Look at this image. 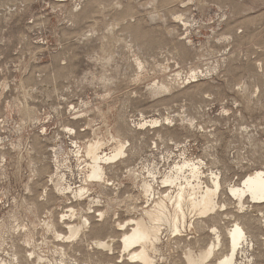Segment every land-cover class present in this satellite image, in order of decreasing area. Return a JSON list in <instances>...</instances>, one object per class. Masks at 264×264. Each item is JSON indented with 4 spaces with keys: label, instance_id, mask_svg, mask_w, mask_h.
I'll return each mask as SVG.
<instances>
[{
    "label": "rangeland",
    "instance_id": "1",
    "mask_svg": "<svg viewBox=\"0 0 264 264\" xmlns=\"http://www.w3.org/2000/svg\"><path fill=\"white\" fill-rule=\"evenodd\" d=\"M95 143L101 156L124 146L104 181L87 177ZM253 172L264 0H0V264H126L122 234L140 218L151 230L168 175L216 197L182 234L161 225L151 264H216L237 223L234 264H264V204L243 186ZM84 219L68 240L62 222Z\"/></svg>",
    "mask_w": 264,
    "mask_h": 264
},
{
    "label": "bare ground",
    "instance_id": "2",
    "mask_svg": "<svg viewBox=\"0 0 264 264\" xmlns=\"http://www.w3.org/2000/svg\"><path fill=\"white\" fill-rule=\"evenodd\" d=\"M123 149H124V146L122 144H118L117 146L113 148V152L111 153L110 156H106V155L101 156L99 155V152H98L99 151L98 143L89 144L86 148V152L89 157V166H88L89 175L87 176L88 179L95 180V181L96 180L104 181L105 164L108 162L114 161L116 158L122 156L124 153ZM193 178L195 177L192 176V179ZM193 182H195V180H193ZM162 183L172 186L174 191L169 192V193L167 192L166 195H163L162 199L154 204V208H156L157 210H154V212H150L146 214L153 222L151 230L145 227L143 220L140 218L137 220H133V227L131 226V229L129 231L124 232L122 234L121 244L123 246V249H125L126 251H129L128 256L130 257V260H131V261L126 262V264H151L152 263L153 261L152 256L154 255L151 256V254L156 251V244L158 245V241H159V233H161V227H162L161 225L164 224L168 226L169 230L168 229L167 230L168 232L170 231V233H179V234L181 233L182 234V230H184L187 224L186 222L187 216H191L192 218L196 216V218L197 217L200 218L202 216L207 215V213L213 209L212 196H215V192L209 189H206L202 193V195H199L198 187L196 184L193 185L191 183H188L187 186H182L181 182L178 181V178L172 175L163 177ZM212 184L215 188H219V181L217 180V178L214 181H212ZM243 186L246 187V189L248 190L250 194V197L254 201H256V204H264V174H262L261 172L259 173L253 172L252 174H249L247 178L244 180ZM142 188L146 196L150 195L149 194L151 193L150 184L146 183L145 185H143ZM84 191L87 192L85 188H80L76 190L75 196L76 195L79 197L82 196ZM164 192L165 191H163L162 193ZM154 194L156 195V193ZM169 207H171L174 211V214L172 213L173 214L172 216L170 215ZM88 222L89 221L87 219H84L81 225L76 226L75 224L76 228L71 226V224L62 222L63 224L67 226L66 228L68 231L67 239L70 240L74 238L75 236H77V234L85 230L84 228L86 227ZM190 223L192 224V222ZM191 224L187 226L190 228V226L192 227L193 225ZM197 224L199 226L200 222H197ZM43 225L46 227V230L51 229L48 223L43 222ZM53 226L55 227V225H52V227ZM53 231L54 233H56L57 237H61V234H58L57 232H55V230ZM106 239H104L105 241H98L97 244L101 248L111 250L113 242L109 238L107 240ZM227 240H228L229 254L225 255L224 258L219 259V261L216 264H234V259L236 255L234 253H235L236 248L240 244L243 245V243L247 241L244 230L240 226V224L238 223L235 224L234 228L229 230ZM216 241L217 242L219 241V236H217ZM214 248H215V245L211 243L210 248L206 249L205 261L207 260L208 256L214 254V250H215ZM18 255H17V258H18ZM187 264H191V260L189 259V256H188Z\"/></svg>",
    "mask_w": 264,
    "mask_h": 264
}]
</instances>
